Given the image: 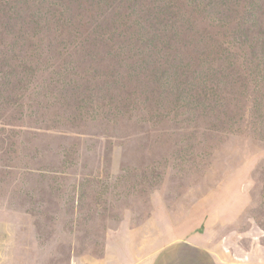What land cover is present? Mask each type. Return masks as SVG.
<instances>
[{
    "label": "rangeland",
    "instance_id": "rangeland-1",
    "mask_svg": "<svg viewBox=\"0 0 264 264\" xmlns=\"http://www.w3.org/2000/svg\"><path fill=\"white\" fill-rule=\"evenodd\" d=\"M0 214L31 264L264 242V0H0Z\"/></svg>",
    "mask_w": 264,
    "mask_h": 264
},
{
    "label": "crops",
    "instance_id": "crops-1",
    "mask_svg": "<svg viewBox=\"0 0 264 264\" xmlns=\"http://www.w3.org/2000/svg\"><path fill=\"white\" fill-rule=\"evenodd\" d=\"M3 215L0 214V264H31L33 261L23 257L22 250L30 249L27 243L20 244L18 239L13 237L12 226L4 222ZM5 237V238H4ZM14 238V239H13ZM219 250L221 251L214 264H264V242L257 240H220ZM169 247V246H167ZM167 247L153 246L149 242H140L134 249L137 252H130L126 242L109 246L103 264H155L161 258L162 250ZM234 248L239 257H230L225 253L226 249ZM209 256V253L206 254ZM183 257V256H182ZM216 258V257H215ZM35 262V261H34ZM194 264L192 256L189 259L177 257L173 264ZM71 264H82V262H72ZM93 264V261L91 262ZM100 264V263H98Z\"/></svg>",
    "mask_w": 264,
    "mask_h": 264
},
{
    "label": "trees",
    "instance_id": "trees-1",
    "mask_svg": "<svg viewBox=\"0 0 264 264\" xmlns=\"http://www.w3.org/2000/svg\"><path fill=\"white\" fill-rule=\"evenodd\" d=\"M97 4H99L98 6L101 5V3H99V2H97ZM38 13H39V15L36 16V21H35V22L38 23V24H41V23H42L44 20H46L47 18H44V17L42 16L43 14H42L41 12L38 11ZM40 14H41V15H40ZM33 16H34V13L31 14V17H32V18H33Z\"/></svg>",
    "mask_w": 264,
    "mask_h": 264
}]
</instances>
